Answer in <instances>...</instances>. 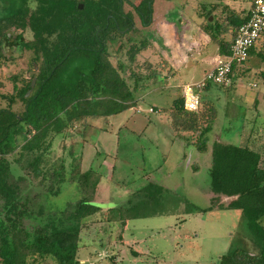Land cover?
<instances>
[{
    "label": "trees",
    "instance_id": "obj_1",
    "mask_svg": "<svg viewBox=\"0 0 264 264\" xmlns=\"http://www.w3.org/2000/svg\"><path fill=\"white\" fill-rule=\"evenodd\" d=\"M125 1L0 0V67L8 61L3 49L7 45L31 53V68L37 70L29 81L17 83L12 78V93L0 94L7 102L0 108V264H81L77 258L80 233L88 219L103 211L104 224L122 222L124 226L127 215L136 217L133 210L138 205L146 210L154 205L148 201L162 189L148 183L116 208L123 210L125 219L120 211L118 219L111 217L115 209L102 210L93 199L99 191L100 174L82 170L83 156L77 149L85 143L92 121L107 122L128 111L137 105L135 94L145 89L143 83L159 77L155 71L141 77L131 69L135 57L149 48L145 39L129 46L127 62L110 60V48L135 28L132 15L123 11ZM194 1L198 28L217 45L220 57H229L236 32L249 20L255 0H245L248 6L240 12L222 0ZM153 4L154 0L130 4L142 27L151 24ZM209 18H213L211 22ZM24 32L30 34V40L24 39ZM118 52L120 46L114 53ZM254 60L264 64V27L247 58L231 63L228 84L207 82L195 89L199 92L196 111L184 109L182 92L167 109L176 138L199 154H210L209 189L214 197L211 205L196 212L216 207L238 211L249 235L250 250L247 245L232 248L218 264H264V130L257 125V116L252 120L243 117L238 145L214 142L208 146L207 139L218 113L205 95L235 91L253 70ZM163 61L159 66L168 64ZM255 77L264 85V70ZM129 79H133L132 87ZM28 91L31 93L25 97ZM17 102L22 106L18 113L12 109ZM257 103L255 100L254 110ZM192 136H196L194 143ZM66 142L70 144L66 146ZM55 144L63 151L61 156L55 154ZM28 185L43 190V197H57L64 185H74L80 198L42 219L41 208L37 216L30 211ZM142 193L145 198L140 202ZM220 197L234 200L222 206ZM29 219L34 224H26Z\"/></svg>",
    "mask_w": 264,
    "mask_h": 264
},
{
    "label": "rangeland",
    "instance_id": "obj_2",
    "mask_svg": "<svg viewBox=\"0 0 264 264\" xmlns=\"http://www.w3.org/2000/svg\"><path fill=\"white\" fill-rule=\"evenodd\" d=\"M155 2L156 15L167 10L166 17L156 16L155 21L152 18L148 27L141 26L130 6L136 5L138 0L124 2L123 11L132 15L135 28L120 38L109 52L112 63L116 58L127 62L129 46L145 39L149 48L135 57L131 69L141 77L151 76L153 71L158 72L159 77L149 78L143 83L145 89H138L135 94L137 105L128 111L107 122L103 119L92 121L85 135V143L81 148L79 144L77 149L83 156L82 170L92 169L100 174L99 191L93 199L102 210L115 209L111 217L118 219L119 211L123 216V210L116 208L134 192L143 191L148 183L162 189L153 194V199L148 202L154 205L151 204L147 210L145 206L138 205L133 210L135 218L127 215L125 219L123 216L126 228L122 222L104 224L106 213L103 211L88 219L81 229L77 253L78 261L82 264H218L219 258L232 248H245V245L248 250L252 248L249 247V235L238 211L219 210L216 207L206 213L196 212L198 208L211 205L210 199L214 197L209 189L210 154H199L177 139L170 128L167 112L184 84L197 85L202 81L205 71L210 68L201 65L202 60L205 56L218 60V47L196 28L200 20L195 13L197 3L194 0L169 1L170 4L165 7L166 1ZM213 2L217 0H211ZM222 3L237 12L248 6L245 0H222ZM212 19L209 18V21ZM192 21L197 24L194 30L200 37L192 36L193 29L187 28ZM160 27L169 32V36L164 35L165 39L160 32H156ZM184 33L191 35L186 39L181 38L179 35ZM24 39L30 40L28 32H24ZM118 46L120 52L117 55L114 52ZM162 46L170 52L173 63L175 60L173 68L170 64L159 66L163 60L155 50ZM3 49L8 61L0 67V94L8 96L12 93L13 79L17 83L20 79L29 81L37 70L31 68V53L18 52L7 45ZM178 51L183 53V57ZM253 67L249 77L244 78L235 91H212L205 95L213 101L218 113L207 136L208 146L214 142L238 145L243 117L252 120L257 116V125L264 130V85L255 77L261 69L264 70V64L260 65L258 60H254ZM128 83L132 87L133 79H129ZM255 100L258 102L256 110L253 109ZM6 104V100L0 99V108ZM12 109L20 112L21 103L17 102ZM195 138L190 137L193 143ZM69 144L66 142V146ZM54 148L55 154L61 156L63 151L57 149L56 144ZM27 193L31 201L30 211L37 216L38 208H41L42 219L80 198L74 185H64L57 197L46 194L43 197V190H34L29 185ZM36 194L39 197L35 199ZM145 194L138 195V201H143ZM232 200L234 198L220 197L219 204L226 206ZM25 223L34 224L30 219ZM261 223L264 226V218ZM131 236L143 240L141 247L149 249L147 256L134 260L129 255L122 240L127 241ZM40 264L52 263L47 261Z\"/></svg>",
    "mask_w": 264,
    "mask_h": 264
},
{
    "label": "built area",
    "instance_id": "obj_3",
    "mask_svg": "<svg viewBox=\"0 0 264 264\" xmlns=\"http://www.w3.org/2000/svg\"><path fill=\"white\" fill-rule=\"evenodd\" d=\"M264 27V0H255L250 9V18L236 32L230 47V56L222 58L216 66L204 74L202 81L197 85H184L182 88L183 107L188 112L198 109L199 95L196 88H201L207 82L228 84L230 67L233 61L240 63L247 58V52L256 42Z\"/></svg>",
    "mask_w": 264,
    "mask_h": 264
},
{
    "label": "crops",
    "instance_id": "obj_4",
    "mask_svg": "<svg viewBox=\"0 0 264 264\" xmlns=\"http://www.w3.org/2000/svg\"><path fill=\"white\" fill-rule=\"evenodd\" d=\"M160 1V0H159ZM161 1H166V0H161ZM168 2V3H167ZM172 2V1H171ZM156 2H155V0H154V4H153V15H152V18H153V21H155V18H156V16H159V17H163L164 19H165V17H166V14H165V12L167 11H165L163 14L162 13H158V15H156V10L154 11V8H156V4H155ZM160 3H162V2H160ZM168 4H170V2L169 1H166V3L164 4V6L163 7H165L166 5H168ZM160 7H161V4H160ZM193 13V12H192ZM194 15V14H193ZM167 22V21H166ZM190 22V21H189ZM191 26L193 27V28H191ZM197 26V24H195L193 21L190 23V24H188V26H187V28H189V29H193V31H192V36L194 35V36H196V35H199L198 37H200V34L197 32V30H194V28ZM196 28H198V27H196ZM199 29V28H198ZM200 30V29H199ZM156 32L157 33H159V34H161L162 35V37L165 39V37H167V36H169V32L166 30V29H164L163 27H160V29H159V31H158V29H156ZM191 32V31H190ZM190 33L189 34H186V33H184L183 35H179L181 38H184V39H186L187 37H190V35H191ZM164 35H165V37H164ZM185 35H187V36H185ZM191 36V37H192ZM185 41V40H184ZM183 46V45H182ZM181 47V46H180ZM166 48L168 49V46L166 45ZM164 46H162V47H160V49H157V50H155L158 54H160V56H161V58L163 59V60H165V61H168L167 63L168 64H170L171 65V67L173 68V65L172 64H175L176 62H175V60H174V63L172 62L173 60H172V56L169 54L170 52H167L166 49ZM166 49V50H165ZM180 49H182V47L180 48ZM178 52H180V51H178ZM167 53V54H166ZM172 54H173V57H174V53L172 52ZM180 55H181V57H183V53H179ZM218 60L217 59H210V57L209 56H205L204 58H203V60H202V64L201 65H203L204 67H206V66H210V68L207 70V71H205V73L206 72H208V71H210L211 69H213L215 66H216V64L218 63V61L221 59V57L219 56V54H218ZM211 61H214V63L212 64L211 63ZM209 63H211V64H209ZM207 64H209V65H207ZM176 66V65H175ZM174 66V67H175ZM184 85H188V84H184ZM126 201V200H125ZM124 201V202H125ZM122 203V202H121ZM124 227L126 228V224H124ZM124 228V229H125ZM125 234V233H124ZM126 236V235H125ZM122 239V238H121ZM124 239H127V238H124ZM127 241H128V243H127ZM127 241H125V240H122V242H123V244L125 245V247L129 250V255L134 259V260H137L136 258H139V259H142L143 257H145V256H147V254L149 253V249H147V248H144L143 249V247H141V245L143 244V240L142 239H135L133 236H131V237H129V239H127ZM124 242H126V244L124 243ZM100 244H101V242H100ZM139 244V245H138ZM84 262V261H83ZM82 264V263H81Z\"/></svg>",
    "mask_w": 264,
    "mask_h": 264
},
{
    "label": "water",
    "instance_id": "obj_5",
    "mask_svg": "<svg viewBox=\"0 0 264 264\" xmlns=\"http://www.w3.org/2000/svg\"><path fill=\"white\" fill-rule=\"evenodd\" d=\"M79 9H82V6H80ZM34 84H35V79H33L32 82H31V88L34 87ZM28 95H29V91L25 94V97H28Z\"/></svg>",
    "mask_w": 264,
    "mask_h": 264
}]
</instances>
